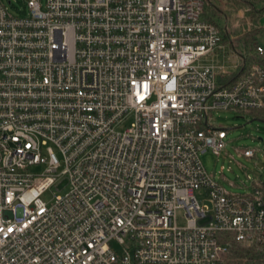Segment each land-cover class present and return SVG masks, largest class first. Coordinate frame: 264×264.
Returning a JSON list of instances; mask_svg holds the SVG:
<instances>
[{"label": "built area", "instance_id": "built-area-1", "mask_svg": "<svg viewBox=\"0 0 264 264\" xmlns=\"http://www.w3.org/2000/svg\"><path fill=\"white\" fill-rule=\"evenodd\" d=\"M208 1L0 0V264H264V185L201 159L214 111H264V44L238 54Z\"/></svg>", "mask_w": 264, "mask_h": 264}, {"label": "rangeland", "instance_id": "rangeland-1", "mask_svg": "<svg viewBox=\"0 0 264 264\" xmlns=\"http://www.w3.org/2000/svg\"><path fill=\"white\" fill-rule=\"evenodd\" d=\"M44 1V0H43ZM13 16H23L28 13L27 0H1ZM206 6L204 18L215 22L222 30L228 25V30L234 33L243 31L237 28L243 18V10L235 11L233 0H211ZM258 24L264 26V10ZM232 33V32H231ZM233 35V34H232ZM234 37V35H233ZM257 39L263 43V35L257 33ZM236 52L249 57L243 40L235 39ZM221 61L223 58L220 59ZM257 113V112H256ZM237 110H216L213 112V123L216 127L227 131L226 146L220 155L209 149L201 156L206 170L214 175L219 183L235 194H244L254 189L256 185H264V117ZM250 148L256 150L254 158H247L242 151ZM39 167L37 171H43ZM68 191L66 182L50 189L43 200L51 203L56 195H64ZM209 204L208 201L204 202ZM113 249L121 254V247L113 242Z\"/></svg>", "mask_w": 264, "mask_h": 264}, {"label": "trees", "instance_id": "trees-1", "mask_svg": "<svg viewBox=\"0 0 264 264\" xmlns=\"http://www.w3.org/2000/svg\"><path fill=\"white\" fill-rule=\"evenodd\" d=\"M236 2L235 11L243 10V18L240 20L239 28H243V31L239 33H234V30L229 31L228 28L223 31L225 39H229V36L234 35L233 46L235 48V39L239 38L243 40L246 53H254L256 51L257 45L264 44V26L258 24L259 19L262 16L264 10V0H233ZM208 4H212L211 0ZM207 4V6H208ZM228 26V25H227ZM232 32V33H231ZM257 33L263 35V43L257 39ZM233 34V35H232ZM246 56V54L244 55ZM257 116L264 117V111H259L256 113Z\"/></svg>", "mask_w": 264, "mask_h": 264}]
</instances>
